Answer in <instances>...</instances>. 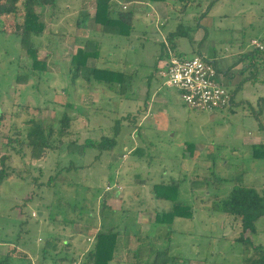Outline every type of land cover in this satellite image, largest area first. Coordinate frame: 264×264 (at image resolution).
<instances>
[{
    "label": "rangeland",
    "instance_id": "374dc122",
    "mask_svg": "<svg viewBox=\"0 0 264 264\" xmlns=\"http://www.w3.org/2000/svg\"><path fill=\"white\" fill-rule=\"evenodd\" d=\"M85 1L91 15L80 27L76 23ZM93 2L57 0L51 11L48 6L37 9L46 30L35 41L44 45L50 40L53 45L38 52L40 59L48 55L49 71L40 80L30 75L23 84L16 83V75L25 74V63L31 60L11 33L13 16H0V106L5 107L0 152L7 149L3 131L9 129L11 119L6 117L12 104H29V114L55 127L64 110L77 115L65 140L109 135L114 120L125 116L112 153L69 150L63 143L37 160L26 149L23 155L11 154V164L27 177L11 178L0 186V256L12 253L10 264H82L101 222L99 204L109 182L114 188L105 205L113 211L108 212L111 223L122 232V245L111 264H150L152 248H167L169 264H241L244 245L235 240L240 232L237 220L220 216L213 204L227 197L239 177L256 190L264 189V158L251 151L252 144L264 143V0H112L134 11L128 36L103 33L93 22ZM180 31L189 37L169 40L171 33ZM76 37L99 43V57L90 64L132 73L123 93L72 72L68 63L78 47ZM197 43L207 60L230 55L231 48L234 55L224 61L241 62L242 76L243 69L251 66L247 77L253 83L242 89L249 94L247 99L239 89L247 77L229 86L234 93L231 108L212 112L188 109L178 92L165 86L166 78L156 74L153 57L176 44L182 56L191 57ZM242 46L247 52L235 56ZM148 98L151 101L145 102ZM20 117L23 123L29 116ZM136 146L138 152L125 150ZM50 175H57L56 180L43 186ZM172 180L180 182L177 200L189 203L193 214L176 217L171 224L155 223V212L167 211L172 202L154 198L150 189L154 183ZM116 187L121 188L120 196ZM257 226L254 234L248 230L242 234L264 246V218ZM148 231L138 261L133 251ZM126 233L131 234L124 246ZM51 236L58 240L56 247H47L43 257L44 239ZM8 243L18 250L11 252ZM252 251L251 247L247 256Z\"/></svg>",
    "mask_w": 264,
    "mask_h": 264
},
{
    "label": "trees",
    "instance_id": "16d2710c",
    "mask_svg": "<svg viewBox=\"0 0 264 264\" xmlns=\"http://www.w3.org/2000/svg\"><path fill=\"white\" fill-rule=\"evenodd\" d=\"M56 1L57 0H0V16H13L14 30L11 33L18 36L20 49H24L28 53V56L31 60V63H29V65L25 63L27 72L25 74L16 75L17 84L27 83L30 75H32L33 77L35 76L36 79L40 80L43 76V72L47 73L49 71L46 59L48 55L46 54L43 58L40 59L38 52L43 47L50 48L53 45L50 44L52 43V41L50 40H48L47 44L44 43V45H42L41 42L35 41V38L43 36L46 30V24L43 19V14L37 9H42L48 6L49 10L51 11L57 5ZM148 1L154 2L164 0ZM86 4V1L83 2V8L81 7V9L83 10L80 13L78 21L76 23L80 27H85L87 20L91 15V9L89 10V7L86 6ZM93 4V22L101 27L100 30L103 33L119 34L124 36H128L130 34L132 30V22L135 18V14L132 9L124 10L121 7L117 6L116 3L112 2V0H94ZM210 8L211 5L210 7H208V10H210ZM178 37H189V34L183 31L171 33V35L169 36V40L173 41V39ZM91 40L92 39H90L89 37L86 39L76 37L75 41L78 47L76 48L75 53L72 54L70 62L68 63V65L70 64L72 68V72H74L75 75H82L86 79L92 77L98 83V85L105 86L117 94L123 93L125 91L124 88L129 85L128 80L132 78V73L126 74L121 70H113L106 67H97L96 63H93V65L90 64V60L92 58L97 60V58L99 57V52L97 51V46L99 43L97 41L93 42ZM171 51L175 53L173 50ZM166 56H168L169 58L168 52H166ZM159 76L165 78L161 74ZM115 85H117L118 87ZM165 86L169 87L166 84ZM233 95L234 93H232L231 105ZM144 100L145 102L151 101V99L149 98ZM14 105L18 106V111L16 113L12 112L15 107ZM183 105H185L190 110L205 111L198 108H190L184 103ZM67 106H69V103L67 104ZM28 108L29 104H12L10 106V112L6 117L7 121L9 120V118L11 119V123H8L9 129L7 131H3L6 133L5 146L7 149L4 153L0 152V186L4 181H7L11 178H23L22 176H24V178L27 177L23 175V172L21 170L18 171L16 166H13L11 164L13 160L11 154L22 153L21 155H23L25 149L27 150L32 160L43 158L46 155V152H48L49 150H57L61 147V145H63V143L67 145V148L69 150L77 149L79 152H85L86 149L93 148L98 152L97 155L103 154L104 151L112 153L117 143V137L120 135L119 133L122 129L123 120L125 117L124 116L123 118H116L114 120L113 125L109 127V135H102L98 139L87 137L84 140H65V137L71 135V133L69 134V130H71L70 124L71 122H73L74 124V120L76 119L77 115L69 114L66 110H64L61 113L62 115L60 119H58L57 121L58 126L55 127L54 124H49L44 119H40L29 114ZM40 108L41 107L38 105L35 106V109L37 110H40ZM4 109L5 107L1 105L0 118L5 115V113L3 115ZM15 110H17L16 107ZM98 110H100V108H98ZM214 110L221 109L216 108ZM21 114L22 116H29L27 119H24L22 121L23 123H20ZM75 124H77V122ZM134 128L138 129L137 126ZM2 129L4 130L5 128L2 127ZM187 147L189 149L192 146L190 144ZM129 148L130 147H126L125 150H130V153L139 151V146H136L135 148ZM251 151L254 157L264 158V143L260 141L256 144H252ZM54 169L56 170L57 168ZM69 169L70 167L65 169L61 168L59 172H61L62 170L68 171ZM56 178L57 175H50L47 182L44 183L43 186H50V183H52L53 180H56ZM171 183H154L150 189V193L154 198L159 200H170L172 202L167 211L155 212V223L158 222L160 224H171L176 217H191L193 214L189 203L182 200H177L178 185L180 182L177 180H172ZM113 188L114 186H112L111 183L108 182L107 186L105 187L106 195L102 196L99 204L101 206V222L97 230L91 236L93 240L92 245L88 248L86 254H84L82 264H111L113 261H115L117 257L116 253L119 251L120 245H122V242L120 243L122 232L117 230L116 226L111 223V216L108 215V212L112 213L113 211H109L111 209L105 205H109L107 201L105 202V200L108 197V193H110ZM116 190L118 191L117 195L120 196L122 194L121 188L116 187ZM214 206L217 208V211L220 212V216L224 218L233 217L235 218V220H237L240 232L239 236H237L235 240H237L241 245H244L242 249L243 256L240 263L264 264V246H262L261 244H254L252 240L244 237L242 234L246 230L250 231L252 234H254L255 231L257 232V223L262 218H264V189H261V191L256 190V188H254L253 186L246 185L243 179L239 177L231 187L227 197L214 203L213 207ZM73 222L75 221L73 220ZM149 233L150 231H148L147 234L145 233L144 235H141L140 239L138 238L140 241L138 242V247L136 250L137 252L135 253V251H133V255L134 257L138 258V261L140 257L139 253H141H138L140 245L143 241V238L148 236ZM129 234L131 233L125 234L126 241L124 240V246L127 243ZM226 237L224 236L222 238ZM57 241L58 240H56V237L52 236L49 239H44V244L42 246L43 257L46 256V252L48 253L47 247H53L55 249V243ZM8 245H10L11 252L18 250L15 244L8 243ZM251 247L253 248V251L250 255L247 256ZM149 250L150 254H152V256L150 257V264H169V262H171L170 256H168L167 254V248H152V250ZM11 254L12 253L7 251L5 255L0 256V264H10L9 258ZM17 259L22 260L21 258Z\"/></svg>",
    "mask_w": 264,
    "mask_h": 264
},
{
    "label": "built area",
    "instance_id": "2783aa9c",
    "mask_svg": "<svg viewBox=\"0 0 264 264\" xmlns=\"http://www.w3.org/2000/svg\"><path fill=\"white\" fill-rule=\"evenodd\" d=\"M169 58L160 72L165 84L174 88L190 108L212 111L231 105L232 93L222 83L214 62L202 55L185 57L168 50Z\"/></svg>",
    "mask_w": 264,
    "mask_h": 264
},
{
    "label": "crops",
    "instance_id": "0c3cea01",
    "mask_svg": "<svg viewBox=\"0 0 264 264\" xmlns=\"http://www.w3.org/2000/svg\"><path fill=\"white\" fill-rule=\"evenodd\" d=\"M154 2H158V1H154ZM202 40H203V36H202L201 40H199V41L201 42ZM176 41H177V39H176ZM201 47L202 46H200V43H197L196 48H194L192 50L193 51L192 54L196 53V54H200V55L203 56L204 54L200 51ZM172 49H173V51L175 53L183 55L181 52L177 51V44L174 45V47ZM228 49H230V51H231L230 55L229 54L228 55L224 54V55H221V56H213V57H210V59H211L210 61L214 62V64L216 65V68L221 73L222 83L229 88V86L230 87H235V86L238 85V83L243 81V78L247 77L248 68L251 67V66L249 65L248 68L246 67V68L243 69L245 76H242V73H239V71H241L240 67H242L241 62H239V63H226L224 61L227 58V56L231 57V56L234 55V53L232 52L231 48H228ZM245 52H247V51H244V47L242 46L241 50H239L238 52H235V56L239 55V54L241 55V54H243ZM156 54H158V53H156ZM153 60H154L153 65H154L155 72H156V74L160 75V72L163 70V67H164L165 63L168 60V56H166V51L164 53H160L158 56L157 55L154 56ZM237 74H238V77L236 78ZM259 75H261V73ZM247 79L248 80H246L245 82H243V84H241L239 86V89H241V92H242V89L244 87L246 88V86L248 84L253 83V82H251L250 78L247 77ZM242 97H243V99H247L249 97V94L245 93V92H242ZM261 98H264V95L261 96Z\"/></svg>",
    "mask_w": 264,
    "mask_h": 264
}]
</instances>
